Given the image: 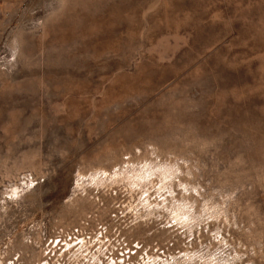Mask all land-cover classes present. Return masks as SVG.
I'll use <instances>...</instances> for the list:
<instances>
[{"label": "rangeland", "instance_id": "obj_1", "mask_svg": "<svg viewBox=\"0 0 264 264\" xmlns=\"http://www.w3.org/2000/svg\"><path fill=\"white\" fill-rule=\"evenodd\" d=\"M0 264H264V0H0Z\"/></svg>", "mask_w": 264, "mask_h": 264}]
</instances>
